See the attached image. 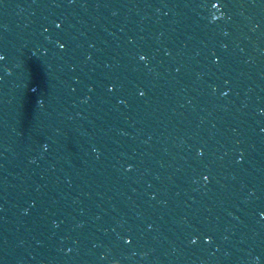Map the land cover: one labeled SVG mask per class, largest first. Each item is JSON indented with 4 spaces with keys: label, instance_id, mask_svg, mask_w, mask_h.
<instances>
[{
    "label": "water",
    "instance_id": "1",
    "mask_svg": "<svg viewBox=\"0 0 264 264\" xmlns=\"http://www.w3.org/2000/svg\"><path fill=\"white\" fill-rule=\"evenodd\" d=\"M0 264H264V0H0Z\"/></svg>",
    "mask_w": 264,
    "mask_h": 264
}]
</instances>
